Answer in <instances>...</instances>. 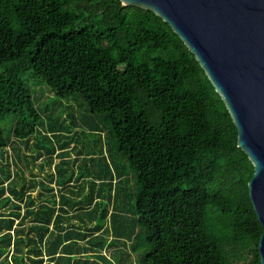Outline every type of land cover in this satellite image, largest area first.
I'll list each match as a JSON object with an SVG mask.
<instances>
[{"label":"trees","instance_id":"trees-1","mask_svg":"<svg viewBox=\"0 0 264 264\" xmlns=\"http://www.w3.org/2000/svg\"><path fill=\"white\" fill-rule=\"evenodd\" d=\"M30 77L59 98L80 97L101 119L117 153L115 171L98 166L86 200L84 186L64 193L73 177L82 183L91 176L87 159L105 157L84 155V172L66 177L70 136L49 121L47 133L60 137V161L52 163L57 150L45 133L37 144L45 154L38 155L54 165L60 196L46 197L53 192L48 183L37 189L36 176L25 177V154H16L13 174L10 162L1 165L0 264H91L93 255L95 264H111L98 252L108 245L100 235L106 210L90 228L63 223L78 216L84 201L94 212L99 200L111 198L121 186L114 181H128V168L136 187L133 225L140 230L114 228L111 243L133 239L138 264H261L262 226L248 193L253 165L237 146L223 100L160 17L119 0H0V153L11 142L2 126L11 115L17 116L13 137L27 144L43 124ZM118 216L110 214L112 227Z\"/></svg>","mask_w":264,"mask_h":264},{"label":"water","instance_id":"water-1","mask_svg":"<svg viewBox=\"0 0 264 264\" xmlns=\"http://www.w3.org/2000/svg\"><path fill=\"white\" fill-rule=\"evenodd\" d=\"M152 11L182 40L223 100L237 146L254 172L248 183L262 226L264 264V0H119Z\"/></svg>","mask_w":264,"mask_h":264},{"label":"rangeland","instance_id":"rangeland-1","mask_svg":"<svg viewBox=\"0 0 264 264\" xmlns=\"http://www.w3.org/2000/svg\"><path fill=\"white\" fill-rule=\"evenodd\" d=\"M27 82L30 87L33 104L41 117H43L44 121L39 129L40 131L29 139L28 144L13 137L12 131L17 121V116L11 115L5 122L2 123V126L4 127V137L7 139L11 138V142L9 143L8 147L5 148L2 153H0V168L1 165H4L5 162L8 161L10 162V172L12 174L13 172H17L16 154H25L29 161L28 170L24 168L22 169L25 173V177L30 178L32 175H35L36 182L38 183L37 189H39V182L44 181L48 183V187L52 188L53 192H47L45 196H55L56 200H58V197L60 196V189L54 185L58 181L54 165L48 164V157L41 158L40 155H38L45 154V150L39 149L37 146V144L43 143L44 137L41 134H47V136L51 138L50 141L52 145L57 150V152L55 151V156L52 158V163H59L60 158L59 156H56V154L59 152L58 149L60 137L49 135L47 133L48 130L46 129L49 121H54L57 123L58 130H62L70 136V139L67 141L68 144L66 145V153H63L67 154L65 155V160H68L69 162V166H66V177L70 176L72 172H74L76 175L78 174V171L84 172L85 166L83 168L84 170L79 169V167H82L83 165L82 160L84 155L104 154L103 156L105 159H87L88 161L86 166H88L87 168L90 170L91 174L89 178H86L85 181L81 183V181L79 182L75 179V177H73L72 183H70L69 186L64 187L69 188V191L64 193L69 194L70 191H73L74 193L76 192L78 194L81 192V187L84 186L85 191L81 192L80 195H82L81 197H84L82 200H86V196L88 195L87 187L89 184L91 185L90 181H93L95 178L93 171H98V166L99 168L105 170L106 163H108L112 171L113 169L115 171L114 162L116 161L115 157H117V153L113 148H111L109 144L107 130L102 125L101 119L90 113L86 103H84L80 97L70 98L68 100L62 99L55 96L46 84L39 82L35 78L30 77L28 78ZM90 126H95L97 132L94 133L91 131L92 127ZM66 127H68V129H66ZM99 140H101V143H99ZM88 151L92 152L88 153ZM126 174L128 181L124 180L120 183H117V179L114 181V184H120L121 186L115 190L112 188L110 195L112 199L107 197L105 200H99V204L97 205V208L94 212H92L94 206L87 208L88 202L84 201L81 205L83 209L77 211L78 216L76 218L75 216H71L67 219V221H65V223H63L65 228L70 226L76 229L90 228L93 226L92 221H95L94 224L102 221L101 212L106 210L107 217L102 224V229L104 231L100 232V235L107 237L108 245L99 249L98 252L104 255L111 264H138V259L140 258L141 254V252L132 251L131 246L134 242L133 239H131V241L125 239L124 243L120 242L118 245L111 243V240L115 235L114 228H118L120 230H125L127 228L124 231L125 233L129 231L138 233L140 230L138 225H133V222L137 217V215L134 214L135 203L134 199L132 198L136 192L135 179L130 168L127 169ZM32 193L36 195L37 191L34 190ZM69 195L73 196L76 194ZM77 196H75V200H78ZM2 210L3 212H7L6 214H8L10 211L9 208ZM69 210L70 215L75 213L73 211L74 209L71 210V208H69ZM55 211H58V207L55 208ZM112 212H117L120 214V216L114 219V227H112V221L110 219V214ZM80 244L87 246L88 243L85 241ZM95 256L96 255L89 256L91 258L89 263H96V259L94 258ZM99 262H101V264H108L105 261Z\"/></svg>","mask_w":264,"mask_h":264}]
</instances>
